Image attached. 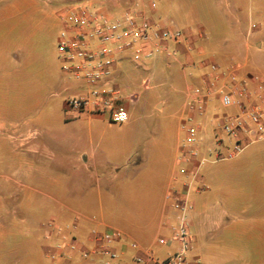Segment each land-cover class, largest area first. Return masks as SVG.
<instances>
[{
	"label": "rangeland",
	"instance_id": "374dc122",
	"mask_svg": "<svg viewBox=\"0 0 264 264\" xmlns=\"http://www.w3.org/2000/svg\"><path fill=\"white\" fill-rule=\"evenodd\" d=\"M13 1L0 0V21H23V52L14 50L22 42L20 36L9 27L0 28V184L10 188V198L16 199L13 206L23 197V186L17 183L23 184V158L66 183L73 182L77 198L86 194L108 198L109 188L115 189L120 181L115 173L138 164L153 140L164 147L184 136L179 118L186 90L200 84L209 62L223 67L239 65L240 74L264 79V0H241L246 4L244 10L234 0H217V8L212 10L198 0H157L154 17L167 25L173 21L184 31L190 28L192 48H182L175 59L161 55L142 65L134 63L128 53L120 55L117 72L123 76L119 84L130 94H140L135 104L128 95L122 99L130 114L127 123L112 121L106 111H95L90 119L86 110L81 118L65 123L59 116L74 115L67 99L82 85L63 70L58 51L61 11L69 0H21L23 11L5 8ZM200 30L205 35L196 41L193 32ZM256 41L263 42L262 46ZM160 101L162 110L157 108ZM215 104L221 105L219 100ZM23 132L32 133L26 143ZM50 132L61 138H49ZM73 134L79 137L72 138ZM31 146L39 147L38 151L29 149ZM250 148H264V142L248 146L245 152ZM82 150L95 151L109 177L98 183L94 175L79 174L73 159ZM252 157L260 160V155ZM229 162H208L204 170L217 168L214 173H219ZM255 171L264 184V168L232 171V193L238 198H260L257 204L252 202L264 211V185L258 188L251 182Z\"/></svg>",
	"mask_w": 264,
	"mask_h": 264
},
{
	"label": "crops",
	"instance_id": "0c3cea01",
	"mask_svg": "<svg viewBox=\"0 0 264 264\" xmlns=\"http://www.w3.org/2000/svg\"><path fill=\"white\" fill-rule=\"evenodd\" d=\"M198 2L211 10L217 8V0ZM234 3L239 10L246 8L241 0H234ZM5 8L23 11V2L14 0ZM109 10L116 14L122 12V8L113 3H109ZM6 27L20 36L22 42L17 43L14 50L23 52V21H0V28ZM185 33L191 37L192 31L187 28ZM193 36L196 41L201 39L196 31ZM262 43L256 41L259 46ZM237 66L240 78L251 77L240 74L241 67ZM120 76L123 75L116 72L118 84ZM248 83L253 90L255 83L251 80ZM122 89L130 103H137L139 92L130 94ZM189 99L188 87L179 118V131L184 136L172 139L164 147L156 140L150 142L138 164L115 173L120 181L115 189L114 186L112 190L109 188L108 198H94L92 194L77 198L75 196L79 193H76L73 182L66 183L53 176L50 170L36 167L23 158V184L17 182L20 187L23 186V197L17 205H12L16 199L13 201L10 198L12 193L8 185L0 184V264H106L109 257L99 252L101 242L95 239L94 232L113 230H119L121 238L102 243L118 252V257L111 264H155L147 259L149 252L164 258L177 248L175 242L160 243L159 238L169 239L177 222L171 194H184L186 190L193 204L189 219L194 236L186 264H264V211L261 205H254L260 198L233 197L231 176L232 171L264 168V148H250L245 152L248 146L264 140L249 144L237 157L228 159L231 164L221 172L214 173L217 168L204 170L208 162L218 164L225 160L214 157L213 115L237 110L236 107H228L229 111H226L221 108V103L219 107L214 103L203 115L195 112L196 121L201 124L200 152L192 162L184 163L180 159L185 137L181 120ZM163 107V102L157 103V108L162 110ZM86 111L92 119L93 112ZM83 112H73V116L60 115L59 121L68 123L81 118ZM31 134L23 132V143L29 140ZM48 136L51 139L61 138L56 132H50ZM71 137L76 139L79 135ZM29 149L38 151L39 147L31 146ZM253 155H260V160ZM200 159L205 161L198 165ZM73 165L84 177L94 175L98 183L109 177L95 151H80L74 157ZM183 168L187 172L182 171ZM196 169L198 174L194 176L191 172ZM257 177L255 171L251 182L259 188L264 184Z\"/></svg>",
	"mask_w": 264,
	"mask_h": 264
},
{
	"label": "built area",
	"instance_id": "2783aa9c",
	"mask_svg": "<svg viewBox=\"0 0 264 264\" xmlns=\"http://www.w3.org/2000/svg\"><path fill=\"white\" fill-rule=\"evenodd\" d=\"M109 3L121 7L122 12L110 11ZM157 6V0H69L64 4L58 51L63 70L82 81L80 91L67 99L73 112L106 111L112 121L127 122L130 114L121 104L124 93L116 81L120 55L128 53L134 63L142 65L161 55L175 59L182 48H192L184 30L173 21L167 25L153 16ZM197 35L203 38L205 34L200 30ZM207 66L200 84L189 89L187 111L181 120L185 137L180 159L187 164L200 152L201 124L196 121L195 112L205 114L215 100H219L223 107L237 108L234 112L221 111L213 115L215 159H233L249 144L264 140V79L259 76L240 78L237 65L223 67L211 61ZM249 80L255 83L253 90L249 87ZM148 82V79L144 80L145 88ZM204 161L200 159L198 165ZM182 171L187 172V169ZM191 173L196 176L198 170ZM171 198L177 211V222L172 227L171 237L159 238V242L172 241L177 248L164 258L149 252L147 259L155 264H186L193 247L189 219L193 204L188 191L171 194ZM94 237L101 242L99 252L109 257L106 264H111L118 252L102 243L121 238V232H94Z\"/></svg>",
	"mask_w": 264,
	"mask_h": 264
}]
</instances>
